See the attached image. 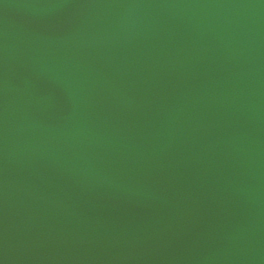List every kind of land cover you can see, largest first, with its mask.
Instances as JSON below:
<instances>
[{"label":"water","instance_id":"obj_1","mask_svg":"<svg viewBox=\"0 0 264 264\" xmlns=\"http://www.w3.org/2000/svg\"><path fill=\"white\" fill-rule=\"evenodd\" d=\"M0 264H264V0H0Z\"/></svg>","mask_w":264,"mask_h":264}]
</instances>
